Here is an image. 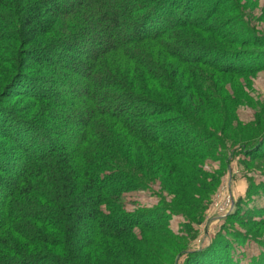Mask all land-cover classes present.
Instances as JSON below:
<instances>
[{"label":"trees","instance_id":"obj_1","mask_svg":"<svg viewBox=\"0 0 264 264\" xmlns=\"http://www.w3.org/2000/svg\"><path fill=\"white\" fill-rule=\"evenodd\" d=\"M232 1L0 0V264H177L172 217L202 222V165L240 142L208 85L264 70V52L233 50L264 42ZM155 177L174 203L124 210ZM221 241L186 264H238Z\"/></svg>","mask_w":264,"mask_h":264},{"label":"rangeland","instance_id":"obj_2","mask_svg":"<svg viewBox=\"0 0 264 264\" xmlns=\"http://www.w3.org/2000/svg\"><path fill=\"white\" fill-rule=\"evenodd\" d=\"M234 2L236 15H239L244 27L264 42V0ZM235 49L242 51L245 56L264 52L251 48L248 50L233 48ZM221 58L219 57L218 64L223 62L224 59ZM253 64L248 59L238 63L240 67L245 66L243 68ZM222 78L223 81L208 86L211 89H219L220 92L215 93L219 94L222 104L225 101L229 102L222 109L220 104L218 111L226 109L223 120L224 122L231 120V129L226 132L227 137L232 136L240 142L236 145L226 139L225 160L220 157L215 161L207 160L202 165V171L208 176L206 182L213 187L202 213V222L199 225H192L191 232H182L181 227L185 226L186 221L179 215L172 217L171 231L183 238L186 250L177 264H186L188 257L186 254L200 252L210 244L213 245L214 241L221 240V245L227 241L232 245L234 248L232 255L239 261L238 264H250L252 261L264 259V193L255 188L264 186V151L248 160L240 147L245 141H258L259 134L264 131V70L251 74L224 75ZM228 94L232 95L233 100H230ZM214 119L215 117L212 121ZM222 129L221 125L216 129V134L221 139L219 133L223 132ZM211 133L216 135L212 131ZM2 143L4 141L0 139V144ZM37 146L41 148L40 143ZM175 200L174 195L165 188L162 179L155 177V180L149 183L148 190L125 194L123 205L127 212L136 213L154 211L162 206L168 207ZM205 203L203 201V204ZM134 233L141 239L142 236H139L137 229Z\"/></svg>","mask_w":264,"mask_h":264}]
</instances>
